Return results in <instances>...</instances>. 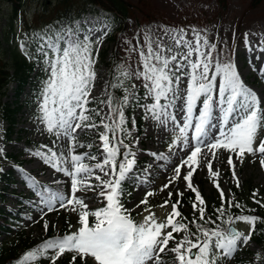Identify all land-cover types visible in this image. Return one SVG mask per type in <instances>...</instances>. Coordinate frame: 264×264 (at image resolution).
<instances>
[{"label":"snow or ice","instance_id":"1","mask_svg":"<svg viewBox=\"0 0 264 264\" xmlns=\"http://www.w3.org/2000/svg\"><path fill=\"white\" fill-rule=\"evenodd\" d=\"M100 21V26L87 27L76 24L73 18L72 23L67 25L47 26L33 34L29 42L31 52H27L29 44H20L46 74L40 92V119L48 132L57 139L66 138L70 145L66 154H58L51 148L47 153H33L56 172L70 178L69 193L47 187L37 189L38 203L44 206L40 219L48 213L64 209L78 213L80 227L74 233L47 239L39 247L26 252L17 264H38L39 259L44 257L50 260V264H56L66 252L73 253L70 264H75L77 258L83 264H89V260L92 264H167L165 256L169 253L173 254L172 264H223L249 244L260 218L228 214L225 203L228 208L239 209L241 205L226 200L224 191L215 180L221 205L215 209L216 220L211 216L206 218L205 201L193 186L192 178L197 167H206L213 178L219 176V170L214 171L212 161L208 159V153L216 158L214 150L219 149L234 153L241 163L246 154H259V163L264 167V138L260 137L264 130L261 99L244 84L231 59L222 61L218 58L217 43L210 41L204 31L193 28L189 34L183 28H149L138 35L137 44L129 49L138 54L136 68L129 70L117 63L113 73L116 83L112 87L123 88L124 94L122 98L110 95L107 101H102L108 105V112L101 116L99 111L90 109L88 105L96 78L94 66L99 46L109 34L114 20L101 14ZM250 35H255V40H250ZM243 42L255 59H264V34L244 33ZM214 53L217 55L214 56ZM260 70L264 73V66ZM132 79L141 81L144 89L142 96L132 91L136 88L135 84H125ZM130 98L161 126L171 125L175 138L169 145V151L180 147L185 156L173 164L174 175L160 191L183 179L186 189L195 194L192 209L199 214L196 219L183 222L187 218L182 217L178 210L180 199L171 204L172 212L164 222H158L155 213L148 207L143 209L148 214L138 222L132 218L131 210L124 207L121 198L125 194L130 195L126 187L128 182L143 184L142 180L138 181L134 170L136 154L130 144L125 143L130 135L125 115ZM141 100L150 102L141 104ZM94 115L100 117L99 124L93 122ZM131 122L135 124L134 119ZM101 126L103 130L99 133V140L102 143L97 146L100 158L90 152L74 154L79 147L93 146L91 143L79 144L77 130L82 133L85 129ZM3 151L0 149V155ZM118 154L121 156L119 160ZM86 159L96 163H84ZM202 159L207 163H201ZM227 163L233 169L232 177L239 187L232 155L228 156ZM96 170L103 173L106 179L94 175ZM93 176L99 182L96 185L90 183ZM29 179L33 186L38 184L31 176ZM96 188L100 189L97 195L105 205L89 210L85 197L76 194L95 191ZM175 194L183 197V192ZM153 195V192H146L136 207L147 205L148 198ZM172 195L169 191L160 207L167 206ZM256 195L254 192L253 197ZM255 202L260 203L259 200ZM89 217L94 218L91 223ZM236 221L250 226L247 234L232 226ZM189 224L195 227V231L190 230ZM209 224L214 227H208ZM48 227L45 221L44 230L47 231ZM174 233L184 235L177 241ZM170 241L174 242V246L170 247Z\"/></svg>","mask_w":264,"mask_h":264},{"label":"rangeland","instance_id":"2","mask_svg":"<svg viewBox=\"0 0 264 264\" xmlns=\"http://www.w3.org/2000/svg\"><path fill=\"white\" fill-rule=\"evenodd\" d=\"M84 1L73 0L76 6L83 5ZM128 1L133 4V9L129 13L128 19L122 24L114 23L113 30L119 34L116 48L123 65L129 70H134L138 64V54L130 52L129 49L137 44L138 35L142 31L149 28L168 27L174 29L183 28L188 30L190 34L191 29L195 28L204 31L210 41L217 43V53H219L218 58L220 60L227 61L231 59L235 63L242 81L248 88L257 93L261 99V107L264 108V73L260 70L264 66V59H255L254 54L246 50L243 42L244 33L264 34V0H256L259 5L254 9H249L251 0H228L227 8L224 11L221 10L217 0ZM50 2H54V0H0V58H8L11 43L12 45L17 44L16 46L21 48V42L29 44L34 33L51 24L50 21L54 17L53 9L56 4L50 5ZM45 3H47L46 7L51 10L44 13L42 10ZM50 7H53V9ZM15 8L18 11L14 23V31L11 34V17ZM88 8L90 7L88 6ZM101 14L108 16L101 9H88L87 12L80 16L76 24H84L87 27L92 25L100 26ZM108 31L110 32V30ZM233 33H235V37H233ZM249 39L255 40V35H250ZM112 48L113 46L110 45L107 35L99 46L98 56L104 51H107L108 54L112 53ZM29 49L31 50L30 44L27 50ZM217 53H214V56ZM37 70L40 74L42 71L40 65L37 66ZM94 70L96 78L91 89V103L88 107L92 109L93 104L98 101L97 111L100 112L101 116H104L108 112V105L102 103V101H107L108 97V70L98 59ZM35 75L37 73L33 74L32 83L25 87L18 98L23 107L18 113L17 125L13 133L8 135V124L0 121V149L4 150L3 154L0 155V169H3L0 172V207L19 212L23 216L19 224L21 225L20 230L38 239L44 231L43 224L45 221L48 222V225L59 222L58 212L61 209L48 213L44 219H40L42 215L41 209L44 206L38 203L39 198L35 195L39 185H36L37 187L33 186L29 176L38 184L53 183V181L61 182L66 193L70 192V178L64 176L63 173L56 172L55 169L43 163L33 153L38 151L47 153L48 149L51 148L57 151L58 154H66L70 150V145L67 143L66 138L57 139L53 133L48 132L45 124L40 119L42 115L39 108L41 97L37 93V85L33 82ZM218 83L219 78L217 85ZM131 84L136 85V88L132 91L136 95L142 96L144 89L141 81L132 79L129 85ZM11 87L15 88V85L12 84ZM16 99L13 89H10L4 100L13 103ZM149 102L140 101L141 104ZM177 104H179V101H177ZM127 109L131 110L130 116L125 113L128 118L127 127L130 133L127 136L129 138L128 144H130L132 151L136 154L134 170L138 181L142 180L143 184L128 182L131 186V194L124 203V207L131 210V214L139 215V221H142L144 216L148 214L143 211L145 207H148L155 213L158 222H164L167 215L171 213V203L177 199L182 202L187 195L194 194L186 189V183L183 179L176 180L169 189L160 191L162 186L168 183V180L174 175L172 171L173 164L182 159L185 156V152L181 151L180 147L174 148L171 152L169 151V145L175 138V134L171 132L170 124L161 126L147 116L142 107H137L131 98L125 110ZM198 111L199 109L197 108V113ZM133 119L135 120L134 125L131 122ZM140 119L143 120L142 131H140L138 125ZM102 130V126L96 129H85L82 133L78 129V143L81 145L91 143L93 146L92 148L79 147L74 154L84 155L90 152L99 159L100 152L97 151V146L102 143L99 140V133ZM191 134L192 131L190 130L189 136ZM260 137L264 138V130L261 131ZM214 151L217 153L216 158H213L211 153H208V159L212 161L213 170H219V176L213 178L209 175L206 167H197L192 178L193 186L197 188L202 197L206 198L215 194L220 199L219 189L214 183L215 180L219 183L220 189L224 191L225 199H232L231 190L235 186L236 180L232 177L233 169L227 163L228 156L232 155L239 183L244 184L251 181L255 188V193H257L256 197L264 203V167L259 163V154H246L241 163L237 160L234 153H229L223 149ZM152 153L157 155L153 156ZM7 155L15 156L16 159H11L8 162L4 161L2 158ZM161 156L166 157V159H162ZM84 163L94 165L96 161L86 159ZM201 163L206 164L207 160L202 159ZM8 172H12L13 175V182H15L16 186L14 193L12 192L13 188L8 189L7 186L6 176ZM94 175H100L105 178L99 170H96ZM90 183L96 185L99 182L93 176ZM99 191L100 189L96 188L95 191L78 192L76 195L84 196L85 203L88 204V208H91L95 205H105L103 199L97 195ZM169 191L173 193L170 203L165 207H160L167 199ZM177 191L183 192L182 198L176 196L175 193ZM146 192H153L154 195L148 198L147 205L136 207L140 200L144 198ZM2 193L4 195H1ZM16 195H21L24 198L22 200L24 203L20 204L15 197ZM181 210L185 213H191L190 206L186 203L182 205ZM76 221L77 223L71 233L76 232L80 227L78 219ZM233 226L245 234L248 233L250 228L247 223L241 221L234 222ZM183 235L184 233H174L177 241ZM8 240V237H2L0 245ZM172 246H174V242L170 241V247ZM193 250L194 252L197 251L196 249ZM172 256L173 254L170 253L165 256L167 264H172ZM89 261L92 262L91 260ZM223 264H264V247L254 242V240H250L248 245L241 248L231 259L225 260Z\"/></svg>","mask_w":264,"mask_h":264},{"label":"trees","instance_id":"3","mask_svg":"<svg viewBox=\"0 0 264 264\" xmlns=\"http://www.w3.org/2000/svg\"><path fill=\"white\" fill-rule=\"evenodd\" d=\"M227 1L228 0H217L221 10L224 11L227 8ZM56 4V7H50L53 9L54 17L50 21V26L52 25H67L72 23L73 18L76 21L80 18V16L86 12L88 9L91 8H101L105 11L109 16H111L114 20V23H124L128 17L129 13L133 9V4L129 3L127 0H85L83 5L76 6L73 0H57L55 3H51L50 5ZM259 5L258 1L251 0L249 9L257 8ZM47 3L43 8V12H49L51 9L47 8ZM90 7L87 9V7ZM17 8H15L14 14L11 17L12 23L10 24L11 27V34L14 31V23L17 16ZM113 23V24H114ZM113 24L111 27V31L109 33V43L113 46V52L108 54L107 51L101 53L98 56V60L101 61L108 70V78H109V91H108V99L110 95L112 97L122 98L124 94L123 88L116 89L113 88L112 85L116 83V77L113 75L114 71H116L117 63L123 64L121 60L120 54L117 51V43H118V32L113 30ZM123 26V25H121ZM17 44L12 45L10 44V49L8 52V58L3 59L0 58V121H4L8 124L7 134L10 135L13 133L18 113L21 111L23 104L19 102V96L23 93L25 87L32 83L31 79L33 74L35 75V80L33 81L35 85H37V92L40 95L42 89V82L45 79V72L42 70L39 74L37 70V62L33 59H30L27 55L26 51ZM30 50V49H29ZM27 52L32 51L31 50ZM118 72L116 75L118 76ZM15 84V88H12L11 85ZM126 85L130 84L129 81H125ZM13 89L14 94L16 96L15 102L11 103L9 101H5V97L8 94V91ZM97 105V104H96ZM96 105H93V109L97 110ZM125 113L130 116L131 110H125ZM93 122L98 123L99 117L93 116ZM143 120L140 119L138 122L140 131L143 130L142 127ZM123 138V134H121ZM9 137V136H8ZM129 142V138L125 139V143ZM123 150L121 149V153ZM16 158L12 155L4 156L2 159L4 161H10L11 159ZM121 156L118 154L117 159L119 160ZM7 184L9 187L14 188L15 191V184L13 182L12 172L8 173L6 176ZM239 187L235 186L231 190L232 194V201L233 203H238L241 205V208H228L227 204L225 208L227 209L228 214L233 215H251L260 218L256 222V231L252 234V238L261 246L264 247V203H262L258 197H253V193L255 192V188L250 182H245L244 184L239 183ZM47 188L52 190H63V187L57 184H47ZM127 192L129 191V186L127 184ZM3 195V194H1ZM20 198L21 196H16ZM125 195L121 198L122 202L125 200ZM195 195L189 194L187 195L181 202V204H187L190 206L191 213L181 214L182 217H186L187 220L183 221L187 223L190 220L196 219L198 217V213H194L192 209V203L194 201ZM259 200L260 203H256L255 201ZM205 207H206V218L211 216L213 220H216L215 209L219 208L221 205V200L219 199L218 195H211L210 197H206L204 199ZM179 205V207L181 206ZM94 210V209H91ZM59 222L56 224H49L48 230L41 234L40 239H35L31 235H27L24 231H19L18 233H14L15 226L19 223V214L12 212L6 208L0 207V237L6 236L9 238L8 241H5L0 245V264H17L18 260L23 257V255L31 251L37 247H39L44 241L54 237H62L65 234H69L72 232L73 228L75 227L78 219V213L76 212H68L63 210L58 213ZM138 215L132 214V218L138 220ZM227 217H225L226 219ZM94 218L89 217L90 223L93 221ZM180 219V218H176ZM203 223V222H201ZM220 223V221H217ZM208 227H214V225H207ZM224 226V225H222ZM189 228L191 231H195V227L189 224ZM58 229V230H57ZM73 253L66 252L62 255L56 262V264H70L72 259ZM45 258V257H44ZM41 258L38 261V264H44L45 259ZM32 264H37V262H32ZM50 264V261L48 262ZM75 264H83L79 258H77ZM89 264H92L89 261Z\"/></svg>","mask_w":264,"mask_h":264},{"label":"bare ground","instance_id":"4","mask_svg":"<svg viewBox=\"0 0 264 264\" xmlns=\"http://www.w3.org/2000/svg\"><path fill=\"white\" fill-rule=\"evenodd\" d=\"M204 151H207V149H205Z\"/></svg>","mask_w":264,"mask_h":264}]
</instances>
